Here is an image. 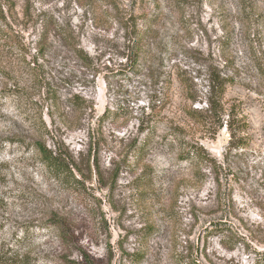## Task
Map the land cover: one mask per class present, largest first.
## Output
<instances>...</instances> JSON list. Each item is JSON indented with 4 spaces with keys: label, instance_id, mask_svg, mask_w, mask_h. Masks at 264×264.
<instances>
[{
    "label": "rangeland",
    "instance_id": "rangeland-1",
    "mask_svg": "<svg viewBox=\"0 0 264 264\" xmlns=\"http://www.w3.org/2000/svg\"><path fill=\"white\" fill-rule=\"evenodd\" d=\"M263 72L264 0H0V264H264Z\"/></svg>",
    "mask_w": 264,
    "mask_h": 264
},
{
    "label": "trees",
    "instance_id": "trees-1",
    "mask_svg": "<svg viewBox=\"0 0 264 264\" xmlns=\"http://www.w3.org/2000/svg\"><path fill=\"white\" fill-rule=\"evenodd\" d=\"M262 71V69H261ZM264 73V72H263ZM208 85H207V96H206V112L211 114L215 113L218 114V111L222 110L221 100L226 94L227 88L229 85L234 83V79H231L227 76H223L220 72L211 71L208 78ZM184 84L186 82L183 81ZM198 114H191V117H197ZM201 115V114H199ZM230 124L227 125L230 128L232 127L231 121ZM228 123V122H227ZM144 127V126H143ZM143 128L144 132L146 133L145 138L142 140L139 146H136L133 150L132 154L135 157H141L147 153L150 148L151 142L154 139L155 134V127L151 126V128ZM248 130L247 124L244 122L242 126H238V128L231 132V144L233 147L238 149H244L248 147V140L246 137L237 138V135L240 133H245ZM35 148L39 155L41 156V160L43 161L44 165L52 171L54 174L59 176L68 177L71 175V170L68 164L61 162L56 155L57 153L49 151L44 145L41 143L35 144ZM131 154V155H132ZM187 159L190 162H195L199 160L205 159V156L199 150H194L192 153L187 155ZM264 262V257H263Z\"/></svg>",
    "mask_w": 264,
    "mask_h": 264
}]
</instances>
